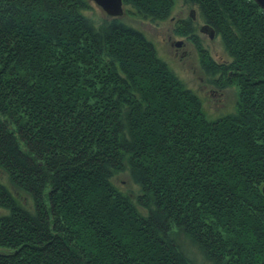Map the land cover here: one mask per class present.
I'll list each match as a JSON object with an SVG mask.
<instances>
[{"label":"trees","instance_id":"trees-1","mask_svg":"<svg viewBox=\"0 0 264 264\" xmlns=\"http://www.w3.org/2000/svg\"><path fill=\"white\" fill-rule=\"evenodd\" d=\"M123 2L153 23L175 6ZM183 2L222 40L219 63L177 25L209 81L237 88L233 113L208 118L144 33L96 24L90 0H0V264H195L181 237L212 264H264V10ZM125 171L139 194L113 182Z\"/></svg>","mask_w":264,"mask_h":264},{"label":"rangeland","instance_id":"rangeland-1","mask_svg":"<svg viewBox=\"0 0 264 264\" xmlns=\"http://www.w3.org/2000/svg\"><path fill=\"white\" fill-rule=\"evenodd\" d=\"M90 2L93 5V9L88 11L87 15L96 24H100L104 19L111 20L112 18H120L127 24L143 32L155 45L158 55L168 64L175 75L180 78L185 86L192 89L201 98L208 118L216 119L235 111L237 88L228 87L221 90L210 82L202 65V59L196 43L190 37L179 35L176 32L177 25L181 21L191 18L196 26L198 39L208 50L212 58L219 63L229 60L221 38L217 35L211 38L209 33L202 31L206 23L200 17L197 7L185 4L183 0H175V6L169 19L163 22L153 23L135 14H128L124 2V14L121 16H110L92 0ZM131 11L134 12L133 9ZM178 42L180 46L176 45ZM0 179L5 182H3L4 184L9 185L2 170H0ZM113 182L124 192L132 191L137 194L140 189L131 180L128 171L116 175ZM141 211L145 212L143 209ZM4 214H7V211L0 208V216ZM181 238L184 251L195 264H212L189 239L185 237Z\"/></svg>","mask_w":264,"mask_h":264},{"label":"water","instance_id":"water-1","mask_svg":"<svg viewBox=\"0 0 264 264\" xmlns=\"http://www.w3.org/2000/svg\"><path fill=\"white\" fill-rule=\"evenodd\" d=\"M101 6L104 11L107 12L110 16H121L124 14L123 10V0H92ZM255 2L264 10V0H255ZM203 32L210 34L211 38H214L216 35L215 31L208 25H204L202 28ZM177 46H180V43H176ZM264 194V187H263Z\"/></svg>","mask_w":264,"mask_h":264},{"label":"bare ground","instance_id":"bare-ground-1","mask_svg":"<svg viewBox=\"0 0 264 264\" xmlns=\"http://www.w3.org/2000/svg\"><path fill=\"white\" fill-rule=\"evenodd\" d=\"M94 2V1H93ZM96 5H98L96 2H94ZM99 6V5H98ZM99 7H101V6H99ZM102 8V7H101ZM103 9V8H102ZM104 10V9H103Z\"/></svg>","mask_w":264,"mask_h":264}]
</instances>
